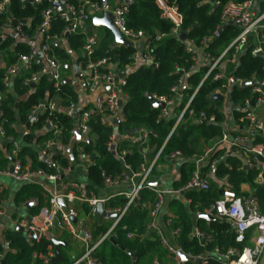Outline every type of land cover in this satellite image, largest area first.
I'll use <instances>...</instances> for the list:
<instances>
[{"label": "trees", "instance_id": "1", "mask_svg": "<svg viewBox=\"0 0 264 264\" xmlns=\"http://www.w3.org/2000/svg\"><path fill=\"white\" fill-rule=\"evenodd\" d=\"M169 5H175L183 15L181 32L186 33V40H192L196 44H201L204 39H209L217 29L220 35L210 41L206 48L211 54L216 56L231 43L237 36L239 28L235 25L223 26L220 18L221 7L213 5L212 0H165ZM241 1V0H239ZM69 2L79 4L78 0ZM49 5V0H41L35 3L34 0H11L7 13L0 16L1 24L12 20H31V23L22 25L25 33L32 34L39 27L42 16L41 12ZM260 8L264 9V0H260ZM92 18L88 20L91 22ZM127 27L133 31L143 30L151 41V53L156 62V66L141 62L136 64L134 55L137 49L134 46L118 44L112 47L114 35L111 30L102 28L104 35L98 44L95 58L109 57L113 64L118 65L119 70L127 72L126 83L123 90L129 96L128 101L123 107L124 121L117 126L104 124L102 116L96 114L92 117L90 125L93 134V143H81L82 152L89 156L95 155L88 165V173L85 175L86 187L98 194L99 190L106 187L107 177H119L127 172L124 162L107 150V142L110 136L116 132L120 142V150L125 151V163L130 165L133 170H138L143 162L139 153L140 145L133 143L125 135L126 131L139 128L154 129L157 137H151L149 149L157 145L161 146L173 125V120L161 118V107L155 104L153 95L172 98L171 88L177 84L181 77L180 69L187 72L185 87L180 92L183 99L180 101L179 109L187 101V94H191L195 87L200 83L203 71H189L193 61L191 54L186 50L185 41L178 39L172 34L173 23L164 18L163 11L156 0H136L130 7L126 19ZM67 23L60 17H56L50 29L51 35H62ZM5 40L0 42V59L6 63L0 69V108L4 111L2 125L7 135L13 136L20 142L19 159L24 165H29L32 169H43L47 173H55L57 165L76 167L78 163V152L75 150L74 158L71 159L64 152L63 146L70 143L74 132L75 119L67 111L71 101L78 102V93L72 83L62 82L59 86L49 80L47 76H41L34 87L25 82L38 68L34 67L31 71H19L14 75L6 72L13 62H16L20 54L29 52L31 43L20 40L11 31L5 32ZM160 35L161 39L156 40ZM65 44H52V47L66 65L71 62L73 52L82 56V47L85 43V33L71 34L64 37ZM254 42L245 47L239 57L238 65L233 69L236 76L249 81L253 78L264 80V57L253 55L252 49ZM12 76V77H11ZM7 78V81L5 79ZM222 81L209 78L200 87V90L193 99L192 105L197 112L206 111L208 115H216V122H202L189 120L181 125L168 138L162 158H167L169 153L180 150L185 158L181 167L183 185L190 177L193 163L190 166L188 159L201 151L203 140L205 143L216 142L223 135V124L227 119L223 100H213L211 93L215 88L220 87ZM251 86L236 88L231 92V97L236 103H241L242 99L250 95ZM49 94L48 98L46 94ZM56 98L61 103L57 110L41 111L30 126V133L25 134L23 125L27 124V117L34 106L43 104L42 101H49ZM235 117L240 115L239 111L234 110ZM56 123L61 129L62 134L57 137L60 147L56 148L57 154L51 159H44L41 149L45 142L54 138L52 129L47 126V119ZM11 146L7 145L9 149ZM223 149L216 152L220 154ZM215 156V154L213 155ZM161 158V159H162ZM8 157L0 160V165L5 166L9 163ZM195 166V165H194ZM203 171L207 169L202 167ZM215 176L222 180L224 184L232 186L238 194L246 195L253 192L258 196L261 210L264 213V187L256 181V171L246 169L240 158L229 155L220 161L215 170ZM243 185H248L250 191L242 189ZM36 184L25 186L20 193L19 199L29 200L34 196L39 197L41 204L46 199L40 192L36 191ZM219 182L213 181L211 189L208 191H193L187 196L191 199V208L195 212L204 206L214 202L219 198ZM6 189L0 184V201L6 195ZM143 202L153 204L155 193L148 189L141 192ZM126 203L123 195L108 201L109 207H124ZM46 205V204H45ZM80 205H78L79 207ZM81 213L87 217V221L93 218L91 225L94 240H99L109 231V226L99 223L95 215H92L87 205L80 206ZM39 211V209H38ZM175 218L172 219V228L177 231V246L183 252L198 256L201 254L209 255V264H224L220 258L214 256L215 249L218 248L222 253L229 249H243L248 242H238L235 238L233 225L224 219L205 220L194 217L187 211L183 204H179ZM150 209L144 206L133 204L122 220L112 231L117 244L110 239L103 240L96 250V258L103 264H171L173 258L166 247L162 244L161 238L157 233L148 237ZM199 228L205 234H210L212 240L206 245L201 244V238L195 235V228ZM59 230L58 228H56ZM128 232H133L136 236L129 238ZM53 239L51 235L43 234L39 240H32L24 230L10 228L0 231V264H51L44 261L49 251L52 250ZM134 257V260L132 259ZM78 264H84L83 262ZM180 264H196L194 261H186Z\"/></svg>", "mask_w": 264, "mask_h": 264}, {"label": "built area", "instance_id": "2", "mask_svg": "<svg viewBox=\"0 0 264 264\" xmlns=\"http://www.w3.org/2000/svg\"><path fill=\"white\" fill-rule=\"evenodd\" d=\"M34 1L35 3L41 2V0ZM78 1L80 3L75 4L67 0L65 10L60 11L61 0H49V5L41 12L42 21L32 34L25 33L22 25L13 26L12 19H8L3 24L0 22V28L8 29L20 40L31 43L29 52L20 54L17 61L6 69L8 75H14L17 71H31V69L37 67L38 69L29 78H26L25 82L27 84L37 83L41 76H47L55 86H59L64 82V79H68L64 76L65 64L55 53L52 44L62 43L65 36L83 31L85 33V43L82 47L83 59L78 58L73 66H76L80 73V76L76 77L78 88L82 92L91 95V99L84 100L75 120V124L82 135V139L76 144L73 151V158L75 150L78 152L76 167L58 164L56 172L51 174L43 169H32L29 165L22 163L19 159L20 142L13 136L7 135L1 121L4 117V111L0 108V160L3 157L10 159L7 165H0V174L24 182H31L34 179L41 178L52 184L51 187H43L48 204L41 207V209L44 208L45 210H42L39 217V219L42 217V220L38 219L40 223L36 221L35 223H29L19 220L16 222L15 228L18 226L22 227L32 240H39L44 230L48 228L65 230L72 234L73 237L80 238L87 244V252L75 264L81 262L85 264H103L98 261L95 252L103 240L112 236V231L133 204L150 209L147 229L156 230V219L164 205L165 196L162 190L151 185L149 178L162 158L168 138L178 127L186 124L189 120L216 122L215 114L208 115L206 111L197 112L192 105L193 99L203 83L209 78H213L216 81H222V85L215 88L211 96L215 93L222 95L221 100L224 101V109L227 114V119L223 124L224 135L214 143H205L201 140V151L194 153L188 159L190 161L189 165L191 166L193 163L195 166L193 165L190 177L181 186L179 193L185 195L193 191H208L211 189L213 181L219 182L221 188L219 198L202 209L196 210L195 213L197 217L201 214H206L215 219L229 221L233 225L236 240L238 242H248V244L243 249H229L226 253H222L216 248L214 256L220 258L224 264H259L264 253V213L261 210L258 196L253 192H249L246 195L238 194L232 186L224 184L222 180L216 178L215 170L220 161L229 155H234L241 159L243 166L247 167L246 169L250 168L256 171L255 181L264 187V119L259 112L264 107V80L253 78L247 81L233 73L243 49L250 45L251 42H254L253 55L264 53V9L260 8V0L216 1V5L221 7L220 18L222 25L225 27L235 25L239 28L237 36L220 55L216 56L206 51L210 41L220 35L219 29L216 30L212 37L204 39L201 44H196L192 40H183L185 41L186 50L191 54L193 61L189 71L202 70L203 76L193 92L186 95L187 101L180 109L179 103L183 99L180 90L185 87L187 75L184 69L179 70L181 77L177 84L171 88L172 98L153 95L152 99L156 105L164 104L162 107L160 106L161 118L173 120V125L167 140L161 146H157L152 155H149L151 148L149 149L148 143L151 137L158 136L157 131L150 128H145L144 130L135 128L126 131L125 135L133 143L140 145L139 153L143 162L138 170H133L130 165L125 163L126 152L120 150L117 131L110 136L106 144L107 150L124 162L127 172L119 177H107L105 185L118 186L123 183H131L132 185V190L122 194L126 200L124 207L116 208L107 206L109 198L89 190L84 183L66 179V176L79 168L83 170L84 176L88 173V165L92 159L91 156L82 152V147L79 145L88 143L90 140L93 142L90 125L92 117L100 114L104 124L112 127L117 126L118 124H115L113 120L117 116L120 118V123L124 121L125 117L122 110L129 99V96L123 90L126 80L119 76V72L125 71L119 69L116 71L109 57L95 58V53L102 37L100 29L96 28L88 32L84 24L94 15L102 16L105 12H111L116 27L137 49L134 55L135 63L146 62L155 66L157 64L151 53V41L146 33L143 30L133 32L127 27L126 19L129 7L136 0H124L120 5H113L110 0ZM156 1L163 11L164 18L173 23L172 34L180 39V30L183 23L182 13L177 6L169 5L165 0ZM10 3L11 0H0V16L7 13ZM57 16L67 23L60 36L49 34L52 22ZM5 38V33L0 32V42L5 40ZM160 39L161 36L158 35L156 40ZM69 80L72 82L73 78H69ZM5 81H7V78ZM245 82H249V84L246 85ZM245 86H251L250 95L244 97L241 103H236L231 97V92L236 88ZM46 96L48 98L49 94L47 93ZM77 105V101H71L67 111L72 114ZM236 105L239 108H236ZM60 106L61 103L56 98L47 100L45 104L34 106L27 117V124L23 125L24 133H30L28 123H33L41 111H46L47 109L57 110ZM234 110L239 111L240 115L235 117ZM47 126L53 130L54 138L45 142L41 149V154L44 159H51L57 154L56 148L61 145L57 137L62 134V129L49 118L47 119ZM73 137L74 132L71 139ZM4 140L9 141L7 144L11 146L9 149L6 148L7 145L1 148ZM218 149H223V151L216 155ZM64 152L67 153L65 149ZM214 154L215 156H213ZM67 155L70 157L69 153ZM168 158L179 165L185 162L184 155L180 150L171 151ZM202 167L207 170L203 171ZM144 189L155 193V202L153 204L142 201L141 192ZM248 191H250V188ZM61 202L64 204L62 203L63 205H61ZM190 202L192 201L190 200ZM29 203L40 205V200L39 198H31ZM99 203H103L106 211V216L103 220L110 221L112 226L99 240H94L92 233L87 227V217L81 215L80 206L87 205L91 211L90 213L96 217V208ZM78 205L80 206L78 207ZM3 213L4 210L0 204V215ZM110 215H115V217L112 218ZM172 222L171 217L166 221L171 228ZM172 230L176 235L177 231L173 228ZM158 235L162 244L173 258L171 264H180L178 253L182 249L169 244L159 229ZM195 235L202 239L201 244L204 246L212 240L210 234H205L199 228L195 229ZM127 236L133 238L136 235L133 232H128ZM188 255L199 258L200 264H209V255ZM54 256L55 253L50 250L44 261L51 263ZM156 264L161 263L156 262Z\"/></svg>", "mask_w": 264, "mask_h": 264}, {"label": "crops", "instance_id": "3", "mask_svg": "<svg viewBox=\"0 0 264 264\" xmlns=\"http://www.w3.org/2000/svg\"><path fill=\"white\" fill-rule=\"evenodd\" d=\"M113 5H120L124 2V0H110ZM91 22L85 23V28L87 25H89ZM103 27H100V33L101 36L104 35ZM5 28H0V32H6ZM13 33V32H12ZM20 39L19 37H17ZM64 47L68 48V45L65 44L64 41H62L61 44ZM72 54L71 62L67 63L64 68V76L65 78H73L72 84L76 87L77 93H78V103L80 101L91 99V95L82 92L78 88V83L76 80V71L73 69V64L78 60L79 56L76 53H73L69 51ZM83 54V52H82ZM6 66V63L0 59V69L4 68ZM12 77V76H11ZM261 115V113H260ZM263 115H264V107H263ZM262 116V115H261ZM263 118V117H262ZM264 119V118H263ZM1 141V140H0ZM1 143V142H0ZM4 145H1V148H4ZM153 148V147H152ZM151 148V149H152ZM67 180H73L78 181L81 183H86L85 176L83 175V170L81 168L74 170V172H71L68 176H66ZM182 173H181V167L177 162L167 158H162L155 168L154 172L149 178V182L151 184H154V187H157L158 189L162 190L165 196L164 205L161 208L159 215L156 219V230H154L151 234L157 233L158 229L162 232L163 236L166 238L169 244L177 246V236L173 233V230L170 226L167 225L166 221L171 218H175L177 209L179 208V204H183L187 211L190 212L192 217H194V220L196 222L197 220V214L192 210L191 208V202L188 194L182 195L179 193V189L182 186ZM0 184L5 187L6 189V195L2 198L0 201V204L4 210V213L0 215V231H3L5 229L15 228L16 222L19 220L26 221L29 223H35L40 221L38 220L41 216L42 210L41 207L45 206V204H48L47 200H44V204L40 205H34L32 203H29V200H22L19 199L21 190L25 186H29L32 184H36L37 186L36 191L40 192L44 197V186L51 187L52 184L45 181L44 179L38 178L34 179L31 182H24V181H18L12 177L2 175L0 174ZM243 190L248 191L249 186L243 185ZM132 190L131 183H123L118 186H106L105 188L99 190L98 194L103 197H108L109 201L111 199H114L118 197L119 195H122L126 191ZM32 198H39L37 196H34ZM190 199V200H189ZM40 200V199H39ZM63 202H61V205ZM39 209V211H38ZM45 210V209H44ZM49 210V209H47ZM81 215L85 216L84 213H81ZM97 220V217H95ZM98 221V220H97ZM94 223L93 218L87 221V227L91 231V225ZM104 224H110L111 222L108 220H103ZM42 224V223H41ZM40 224V225H41ZM112 224V223H111ZM110 227V226H109ZM198 228V227H197ZM196 229V228H195ZM43 234L51 235L53 239V252L56 256V249L59 252V255L61 256V260L57 263H51V264H75L81 257L85 255L87 252V244L81 240L80 238H75L70 234L69 232L65 230H57L56 228H48L44 230ZM42 234V235H43ZM54 256V257H55ZM85 264V263H84Z\"/></svg>", "mask_w": 264, "mask_h": 264}, {"label": "water", "instance_id": "4", "mask_svg": "<svg viewBox=\"0 0 264 264\" xmlns=\"http://www.w3.org/2000/svg\"><path fill=\"white\" fill-rule=\"evenodd\" d=\"M216 1L217 0H212V4L213 5H216ZM66 3H67V0H61L60 2V6H59V10L60 11H63L65 10V6H66ZM31 23V20H13V26H16V25H24V24H30ZM100 27H103V28H107L109 30H111V32L113 33L114 35V41L112 43V47L118 45V44H122V45H129L131 46L132 45V42L127 39L121 32L120 30L116 27V25L114 24V20H113V15L111 12H105L102 16H98V15H94L92 17V21L89 25H87L86 27V30L88 32H91L92 30L96 29V28H100ZM186 33L185 32H181L180 34V38L182 40H184L186 38ZM56 45H59L61 44L60 42H57L55 43ZM260 56L264 57V53H260L259 54ZM152 66H155L154 64ZM73 68L75 69L76 71V75L77 76H80V73H79V70L76 66H73ZM113 68L118 71V65L117 64H113ZM19 71H17L16 73H18ZM119 76L120 78L122 79H125L127 77V73L126 72H119ZM64 82L66 83H71V81L69 79H64ZM246 85L249 84V82H245ZM36 85V83H32L31 86L34 87ZM211 98L213 100H221L222 99V95L220 93H215L211 96ZM43 104L46 103V101H42ZM59 104V103H58ZM82 104H83V100L80 101V103H78L77 105V108L72 112V116L74 117V119L76 120L77 119V115L79 113V111L81 110V107H82ZM164 104H159L158 106H163ZM236 108H239L238 105H236ZM114 123L115 124H119L121 121H120V118L119 117H115L114 118ZM31 122L28 123V126H31ZM82 139V135L80 134V131L78 129V126L75 124L74 126V137L71 139L69 145L67 146H63V149L66 150L67 153H69L70 157L73 158V151H74V148L76 146V144ZM3 145H7L9 143L8 140H4L2 141ZM89 144H92L93 142L90 140L88 142ZM157 149V145H155L149 152V155H152L155 150ZM95 157V155H92L91 156V159L93 160ZM206 166V165H204ZM245 168H247L245 166ZM65 177V176H63ZM152 186H155L154 184H151ZM96 217H97V220L99 223H101L104 219V217L106 216V211H105V207L103 205V203H99L97 205V208H96ZM110 217L114 218L115 215H110ZM199 219H205V220H208V221H211V220H215L214 217L210 216V215H206V214H201L198 216ZM40 221L42 220V217L39 219ZM18 230H23L22 227L18 226L17 227ZM154 231V229H150L149 232H148V237L151 236L152 232ZM110 241H112L114 244H117L114 237L111 236L110 238ZM179 257H180V261L181 263H184L186 261H194L196 264H200V259L199 258H194L190 255H188L187 253L183 252L182 250L179 251ZM134 260V257L132 258ZM61 260V256L59 255V252L58 250L56 249V256L51 260V263H57L58 261ZM133 264H136L134 261H133ZM259 264H264V253L262 255V258L259 262Z\"/></svg>", "mask_w": 264, "mask_h": 264}, {"label": "rangeland", "instance_id": "5", "mask_svg": "<svg viewBox=\"0 0 264 264\" xmlns=\"http://www.w3.org/2000/svg\"><path fill=\"white\" fill-rule=\"evenodd\" d=\"M259 112L261 113V115H262V117L264 118V115H263V108L262 109H260L259 110ZM202 149V148H201ZM108 225H110V227L112 226V224L110 223V224H108Z\"/></svg>", "mask_w": 264, "mask_h": 264}]
</instances>
